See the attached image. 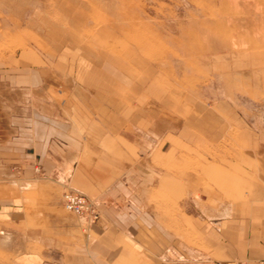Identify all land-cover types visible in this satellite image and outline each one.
I'll return each mask as SVG.
<instances>
[{
    "label": "rangeland",
    "instance_id": "obj_1",
    "mask_svg": "<svg viewBox=\"0 0 264 264\" xmlns=\"http://www.w3.org/2000/svg\"><path fill=\"white\" fill-rule=\"evenodd\" d=\"M94 38H105L103 53L110 55L98 67L103 89L91 81L95 69H65L53 51ZM27 52L49 66L34 88L31 78L15 85L6 78L22 72L19 64H31L21 61ZM73 76L77 82L69 80ZM150 90L167 97L163 114L157 109L150 115L151 101L156 102ZM70 91L85 96L71 99ZM88 91L104 98L94 99ZM70 102H86L92 119L114 123L123 135L134 123L137 140L144 139L149 124L188 129H169L160 139L151 132L152 167L182 179L173 180V192L153 185L149 201L169 233L182 236L187 259L205 264L209 248H215L220 264L224 232L214 226L218 207L264 202V0H0L3 119L27 123L36 108L39 122L48 112L62 121ZM222 102L232 109L230 127L228 116L218 112ZM123 107L135 114L119 113ZM156 150L166 159H155ZM10 172L2 168L0 175V264H62L64 245L83 240L89 231L84 219L62 206L63 192L70 189L30 186ZM231 191L242 193L223 194Z\"/></svg>",
    "mask_w": 264,
    "mask_h": 264
},
{
    "label": "crops",
    "instance_id": "obj_2",
    "mask_svg": "<svg viewBox=\"0 0 264 264\" xmlns=\"http://www.w3.org/2000/svg\"><path fill=\"white\" fill-rule=\"evenodd\" d=\"M94 39V43H67L62 51L59 48L53 51L55 59L58 57L59 61L63 58L65 69L77 71L81 68V72L88 67L91 71L95 69L92 71L95 79L92 76L91 81L97 88L103 89L98 67L103 68L105 57L110 58V55L103 53L105 38ZM21 58V61H31V64H19L20 67H16L22 72L7 75L6 78L9 77L14 85L23 84L31 78L29 81L34 88L33 85L39 83L36 78L44 74L42 69L49 67L45 66L46 59L34 52L24 53ZM73 77L69 80L77 82V78ZM152 78L151 75L150 87L154 88ZM128 87L135 88V83L129 82ZM102 92L91 91L89 95L94 99H103ZM150 92L149 97L156 101H151L154 107L151 105L150 115L157 109L163 114L164 110L167 111V97L162 94L153 96L152 90ZM77 95L83 98L85 92L70 91L68 97L77 98ZM113 103L117 104L116 101ZM131 111L130 107H123L121 111L118 109L119 113L128 116L135 114ZM218 112L228 116L230 127L232 109L222 102ZM93 114V109L86 102L80 105L70 102L67 106L65 103L64 115L68 117L62 121L52 118L54 113L48 112L47 118L39 122L40 112L32 108L30 122L8 123L2 117L6 115V110L0 106V166L10 168L14 179L30 186L49 183L85 194L99 210L98 220L82 223L89 230L83 235V240L64 245L62 264H196L187 259L189 254L184 249L182 236L169 233L167 223L154 213L149 201L153 185L160 191L173 192L177 189L173 180L181 178L152 167L151 132H155L160 139L162 132L169 129H188L169 128L168 122L149 124L146 129L143 128L144 132L147 131L144 139L137 140L134 123H131L133 128L123 135L119 133L120 129L115 132L114 123L99 121L98 117L94 120ZM155 152V159H166L161 150ZM207 162L211 177L212 160ZM239 193L242 191L223 194L237 196ZM255 200L251 203L228 201L218 207L220 217L214 226H217L218 232H224L222 258H218L220 264H264V202ZM209 220L214 223L213 218ZM233 227L236 229L233 230ZM211 238L215 239V234ZM205 264H219L215 248H209Z\"/></svg>",
    "mask_w": 264,
    "mask_h": 264
},
{
    "label": "built area",
    "instance_id": "obj_3",
    "mask_svg": "<svg viewBox=\"0 0 264 264\" xmlns=\"http://www.w3.org/2000/svg\"><path fill=\"white\" fill-rule=\"evenodd\" d=\"M62 205L68 212L84 219V222L93 223L99 218L97 206L86 195L79 192L64 191Z\"/></svg>",
    "mask_w": 264,
    "mask_h": 264
},
{
    "label": "bare ground",
    "instance_id": "obj_4",
    "mask_svg": "<svg viewBox=\"0 0 264 264\" xmlns=\"http://www.w3.org/2000/svg\"><path fill=\"white\" fill-rule=\"evenodd\" d=\"M64 22V21H63ZM65 25V24H64ZM44 202V201H43ZM37 206V205H36ZM63 206V205H62ZM48 208H49V206H48ZM63 209V208H62ZM52 210V209H51ZM50 211V210H49ZM37 212V211H36ZM71 215V214H70ZM62 221V220H61ZM70 224V223H69ZM73 232V231H72ZM8 235V234H7ZM5 236V238H4V242L5 243H9V240H11V239H9V235L8 236Z\"/></svg>",
    "mask_w": 264,
    "mask_h": 264
}]
</instances>
